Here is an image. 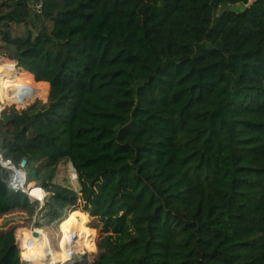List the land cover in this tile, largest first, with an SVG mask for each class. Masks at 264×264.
Returning <instances> with one entry per match:
<instances>
[{"label":"trees","instance_id":"trees-1","mask_svg":"<svg viewBox=\"0 0 264 264\" xmlns=\"http://www.w3.org/2000/svg\"><path fill=\"white\" fill-rule=\"evenodd\" d=\"M237 4L0 0V102L48 97L2 113L0 154L49 193L39 211L0 164V219L68 211L73 264H264V0ZM0 264H28L14 230Z\"/></svg>","mask_w":264,"mask_h":264},{"label":"rangeland","instance_id":"rangeland-1","mask_svg":"<svg viewBox=\"0 0 264 264\" xmlns=\"http://www.w3.org/2000/svg\"><path fill=\"white\" fill-rule=\"evenodd\" d=\"M32 1V0H31ZM243 7L240 5H224L220 8L219 13L226 11V10H241ZM45 27L48 31H51L52 29V23L40 20L38 21L37 28L31 27L33 33L36 35L40 29ZM24 26L20 27H13V33L14 35H21L24 32ZM0 48H3V50H0V58L9 59L6 56L7 50L6 48L0 43ZM20 70V69H19ZM21 72H25L24 70H20ZM49 96V94H48ZM36 104H40L41 106H47L48 104V97L46 99L37 98L35 101L28 102L24 105H17L15 103L12 104H5L3 102H0V105L3 107L2 112H4L6 109L15 107L18 111L24 110L29 106H33ZM2 113H0L1 117ZM46 164L44 161H37L34 166L35 167H42ZM34 182H30L32 184ZM54 184L61 185L63 187H68L76 192L80 190V186L77 179V174L72 166V164L68 161L61 162L56 171V176L53 181ZM36 184V183H34ZM83 208H78V211L82 212ZM83 213V212H82ZM85 214V213H84ZM86 215V214H85ZM43 216V215H42ZM63 220L55 221L53 223L48 222L45 218L38 219L37 216L31 217L27 213L22 211H14L10 214H7L3 216L0 219V233L14 230L16 235L17 244L19 246L20 251H22L23 244L26 241V238L29 239L32 235H34L36 232L38 233V236L41 237L45 235V248L43 251V257L44 264H60L64 263L63 260H65L64 264H73L76 260V258H79L85 254H87V250L77 253L74 244L72 242V235L68 231V225L70 223L69 219V212H65L63 214ZM88 224L92 222L91 218L86 215ZM39 220V224L42 225L41 228H37L36 221ZM22 229H26V231L21 233V236H19L20 231ZM21 237V238H20ZM33 237V236H32ZM31 237V238H32ZM63 241V242H62ZM26 254L29 250V245L26 247ZM22 256V254H21ZM27 257V256H26ZM22 260L28 264H33L29 261H26L25 259ZM69 261V262H68Z\"/></svg>","mask_w":264,"mask_h":264},{"label":"built area","instance_id":"built-area-1","mask_svg":"<svg viewBox=\"0 0 264 264\" xmlns=\"http://www.w3.org/2000/svg\"><path fill=\"white\" fill-rule=\"evenodd\" d=\"M31 10L33 14L41 15L44 11V0H32ZM0 164L3 168L11 172L10 188L15 192H22L27 195L32 203L39 205V211L45 206L49 193L45 188L37 184L28 182L27 172L18 171L20 166H16L11 160H7L0 154ZM38 218V214L36 215ZM27 261V260H26ZM69 262V261H68ZM64 264V263H60Z\"/></svg>","mask_w":264,"mask_h":264},{"label":"bare ground","instance_id":"bare-ground-1","mask_svg":"<svg viewBox=\"0 0 264 264\" xmlns=\"http://www.w3.org/2000/svg\"><path fill=\"white\" fill-rule=\"evenodd\" d=\"M45 238H46L45 235L39 237L38 233H35L27 243V246L29 245V250L27 251V254H26V250L22 248L21 254L23 259L33 264H44L45 258L43 257L42 254L46 243ZM63 262L65 263V260H63Z\"/></svg>","mask_w":264,"mask_h":264},{"label":"water","instance_id":"water-1","mask_svg":"<svg viewBox=\"0 0 264 264\" xmlns=\"http://www.w3.org/2000/svg\"><path fill=\"white\" fill-rule=\"evenodd\" d=\"M255 2H257V0H249V4L248 5H244V4H237V5H240L242 6L243 8L241 10H233L235 12H242L244 10H246L247 8L251 7ZM3 113V112H1ZM27 164H28V161L27 160H23L22 163L20 164V169H17L18 171H21L22 173H25V169L27 168Z\"/></svg>","mask_w":264,"mask_h":264},{"label":"crops","instance_id":"crops-1","mask_svg":"<svg viewBox=\"0 0 264 264\" xmlns=\"http://www.w3.org/2000/svg\"><path fill=\"white\" fill-rule=\"evenodd\" d=\"M21 231H23V232H21V233L28 232V231H26V229H22Z\"/></svg>","mask_w":264,"mask_h":264}]
</instances>
